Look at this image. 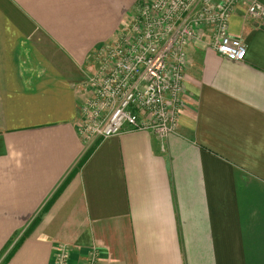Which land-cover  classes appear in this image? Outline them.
<instances>
[{"label":"crops","instance_id":"obj_1","mask_svg":"<svg viewBox=\"0 0 264 264\" xmlns=\"http://www.w3.org/2000/svg\"><path fill=\"white\" fill-rule=\"evenodd\" d=\"M141 1L0 0V264H52L58 242L67 264L92 245L99 264H248L264 236V17L250 0L229 18L243 59L215 49L210 25L185 46L175 131L80 135L97 49Z\"/></svg>","mask_w":264,"mask_h":264},{"label":"built area","instance_id":"obj_2","mask_svg":"<svg viewBox=\"0 0 264 264\" xmlns=\"http://www.w3.org/2000/svg\"><path fill=\"white\" fill-rule=\"evenodd\" d=\"M242 0H142L128 25L101 43L98 63L87 77L90 95L81 106L78 131L84 141L125 129H149L159 137L175 131L187 64L185 46L210 25L213 46L243 59L246 45L229 31L234 6ZM247 14L264 17V3L250 0ZM70 247L58 242L52 264H67ZM92 245L83 264H99Z\"/></svg>","mask_w":264,"mask_h":264},{"label":"rangeland","instance_id":"obj_3","mask_svg":"<svg viewBox=\"0 0 264 264\" xmlns=\"http://www.w3.org/2000/svg\"><path fill=\"white\" fill-rule=\"evenodd\" d=\"M260 216L261 215L259 216L256 215V217L258 218ZM250 217L252 218V215H250ZM256 217H254V219L251 221H254V223H258L259 219L264 218V214L258 220H255ZM263 241H264V236L262 234L259 238H255V237L251 238L250 261L248 262V264H264V243Z\"/></svg>","mask_w":264,"mask_h":264},{"label":"trees","instance_id":"obj_4","mask_svg":"<svg viewBox=\"0 0 264 264\" xmlns=\"http://www.w3.org/2000/svg\"><path fill=\"white\" fill-rule=\"evenodd\" d=\"M84 157H85V155L80 159V162H79V164H81L82 163V161H83V159H84ZM35 221V218H34V220H33V222ZM33 222H32V224H33ZM31 225H29V227H30ZM21 239V238H20ZM17 246V242H16V245H14V247H16ZM13 247V248H14Z\"/></svg>","mask_w":264,"mask_h":264}]
</instances>
